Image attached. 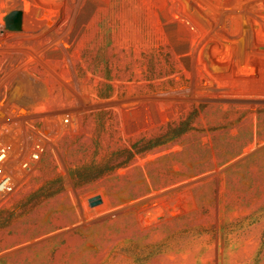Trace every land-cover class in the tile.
<instances>
[{
    "label": "rangeland",
    "instance_id": "rangeland-1",
    "mask_svg": "<svg viewBox=\"0 0 264 264\" xmlns=\"http://www.w3.org/2000/svg\"><path fill=\"white\" fill-rule=\"evenodd\" d=\"M0 264H264V0H0Z\"/></svg>",
    "mask_w": 264,
    "mask_h": 264
},
{
    "label": "water",
    "instance_id": "water-1",
    "mask_svg": "<svg viewBox=\"0 0 264 264\" xmlns=\"http://www.w3.org/2000/svg\"><path fill=\"white\" fill-rule=\"evenodd\" d=\"M20 16H21V13L18 10L10 13V15H9V17L12 18L15 27H17V24L20 21ZM7 20H8V18H7ZM89 201H90L91 205H96V204L100 203L101 200H100L99 196H95V197L90 198Z\"/></svg>",
    "mask_w": 264,
    "mask_h": 264
},
{
    "label": "built area",
    "instance_id": "built-area-1",
    "mask_svg": "<svg viewBox=\"0 0 264 264\" xmlns=\"http://www.w3.org/2000/svg\"><path fill=\"white\" fill-rule=\"evenodd\" d=\"M3 154H1V156H2Z\"/></svg>",
    "mask_w": 264,
    "mask_h": 264
}]
</instances>
